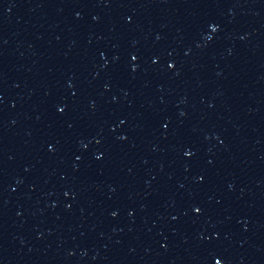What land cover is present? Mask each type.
<instances>
[{
  "label": "water",
  "instance_id": "obj_1",
  "mask_svg": "<svg viewBox=\"0 0 264 264\" xmlns=\"http://www.w3.org/2000/svg\"><path fill=\"white\" fill-rule=\"evenodd\" d=\"M0 264H264V0H0Z\"/></svg>",
  "mask_w": 264,
  "mask_h": 264
}]
</instances>
